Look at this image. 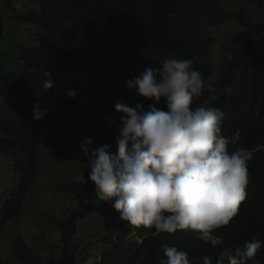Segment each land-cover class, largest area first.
Here are the masks:
<instances>
[{
  "label": "trees",
  "instance_id": "1",
  "mask_svg": "<svg viewBox=\"0 0 264 264\" xmlns=\"http://www.w3.org/2000/svg\"><path fill=\"white\" fill-rule=\"evenodd\" d=\"M7 16L31 33L28 45L4 41ZM221 26L231 34L230 52L217 47L212 28ZM80 50L92 60L88 89L83 78L67 81L70 60ZM216 52L220 63L213 61ZM171 53L191 59L204 78L203 95L193 106L219 95L213 106L224 113L229 149L250 156L246 199L234 220L217 230L226 243L216 250L191 230L157 235L122 221L111 203L97 200L80 149L87 135L97 147L109 145L117 153V102L167 110L163 101L145 100L125 82L159 68ZM15 66L20 76L8 81ZM46 71L54 83L48 92L42 91ZM57 83L65 93L74 88L76 99L64 93L52 103ZM36 105L54 110V121L59 111L68 117L66 130L53 135L67 137L68 151L52 150L45 157L48 120H34ZM44 168L55 173V182L43 178ZM39 181L49 200L57 198L56 207L31 201ZM25 210L42 232L29 243L20 234L11 237L19 264H80L90 258V264H159L166 258L164 244L187 252L192 264H202L204 256L216 264L227 248H243L253 238L264 241V0H0V239ZM53 233L59 235L54 249ZM255 264H264V249Z\"/></svg>",
  "mask_w": 264,
  "mask_h": 264
},
{
  "label": "clouds",
  "instance_id": "2",
  "mask_svg": "<svg viewBox=\"0 0 264 264\" xmlns=\"http://www.w3.org/2000/svg\"><path fill=\"white\" fill-rule=\"evenodd\" d=\"M159 65L125 83L145 100L163 101L167 110L151 103L145 110L140 102L131 106L117 102V153L112 154L109 145L97 147L87 135L80 141L88 177L97 200L111 203L127 224L154 229L157 235L191 230L216 250L226 243L217 230L234 220L246 199L250 156L242 149H229L230 141L222 134L224 113L213 106L219 95H209L203 104L193 106L205 86L193 61L171 53ZM45 76L42 91L48 92L54 83L50 72ZM55 87L62 90L59 83ZM65 94L70 100L77 96L74 88ZM50 113L54 110L36 105L33 118L44 122ZM262 249L264 241L253 238L243 248L221 251L216 264H255ZM162 250L166 258L159 264H192L188 253L176 245L164 244ZM202 264H212L211 257L204 256Z\"/></svg>",
  "mask_w": 264,
  "mask_h": 264
},
{
  "label": "rangeland",
  "instance_id": "3",
  "mask_svg": "<svg viewBox=\"0 0 264 264\" xmlns=\"http://www.w3.org/2000/svg\"><path fill=\"white\" fill-rule=\"evenodd\" d=\"M5 38L4 41L8 44V46L12 42L15 43H26L28 45L29 41H27V38L31 34L29 31L25 29V27L18 26L19 24L15 23V20L12 17H5ZM214 38L217 41V47H223L225 48L228 52L232 50L233 44L232 41L230 40L231 34L229 30L226 27L221 26L220 28H212ZM34 40V47H36V38L33 35L32 36ZM83 42L80 43V48H82ZM224 50V51H226ZM228 54V53H227ZM91 58L87 56L83 51H79L77 54H75L71 60H70V66L69 69L67 70V81H73L74 83H77L81 80L78 78H83L85 79L83 85L85 86L86 89H88L91 86V83L89 82L88 79H86V73H87V67L91 65ZM214 63H220L222 60H220V54L216 52V54L213 57ZM20 76V70L18 68L12 67L10 73L8 74V81H14ZM70 76V77H69ZM89 76V73H88ZM216 75L213 77L215 78ZM66 80V79H65ZM91 92V91H87ZM65 91L62 88L59 92L56 90L52 103H56L58 101L59 96L61 94H64ZM64 109V107H61ZM54 113H50V118L46 119L47 121V127H46V141L44 142V149L46 147L47 153H45V157L49 156V152L52 150H66L68 151L70 148V143L67 141L66 136H53L55 133H63L66 130L65 127V121L68 120L67 116H64V112L59 111L54 117L56 121L52 119V116ZM49 117V116H48ZM46 123V122H45ZM45 127V125H44ZM48 162L47 160H45ZM47 166V164H46ZM46 169H49L48 167H45ZM44 168V177L43 178H48L50 177V181L53 183L56 181V176L55 173L51 171H47ZM40 183L39 181L36 185V189L34 190L32 194L31 201L34 203L37 201V205L44 207L45 209L48 208V206H53L56 207L58 204L55 197L53 200H49L48 198V193L45 189L40 188ZM55 199V200H54ZM68 205V204H66ZM42 232V228L37 226L36 223L32 218H30L29 213L27 210L24 211L23 216L17 220L16 222L12 223L8 229H6L4 235L0 239V262L1 264H19L18 260H16L14 254H13V248L11 244V237L15 236L16 234H20L27 243L32 242L34 237L38 236ZM44 238H49V232L46 231L44 232ZM59 235L58 233H53L50 236V240L52 241L53 244V249L55 248L56 243L58 242ZM47 248H44L42 251V254L45 255L47 253ZM94 260L92 258L88 259L87 262L84 260H81L80 264H90Z\"/></svg>",
  "mask_w": 264,
  "mask_h": 264
}]
</instances>
